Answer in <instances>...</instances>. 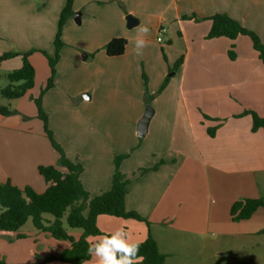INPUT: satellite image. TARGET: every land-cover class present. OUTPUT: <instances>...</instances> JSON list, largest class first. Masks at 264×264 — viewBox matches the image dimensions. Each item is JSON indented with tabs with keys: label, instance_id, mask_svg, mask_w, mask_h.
Instances as JSON below:
<instances>
[{
	"label": "crops",
	"instance_id": "crops-1",
	"mask_svg": "<svg viewBox=\"0 0 264 264\" xmlns=\"http://www.w3.org/2000/svg\"><path fill=\"white\" fill-rule=\"evenodd\" d=\"M65 2L0 0V55L33 48L28 59L35 71L34 86L13 98L18 99L15 106L28 114L37 110L24 97L28 93L35 97L50 74L41 50L53 56ZM72 10L61 31L64 46L55 66L54 85L41 99L48 126L66 156L82 165L80 179L89 198L110 189L114 157L127 154L119 164L130 178L125 208L148 221L99 215L97 227L103 235L114 225L131 227L129 242L144 240L149 231L158 248L156 226L167 240L176 234L200 233L217 212L215 187L225 178H253L264 172V133L252 130L250 115L236 116L245 110L264 115V61L247 35L206 38L209 17L227 13L264 43V0H73ZM77 12L79 23L73 20ZM127 14L137 19L130 31ZM144 26L152 34L163 26L168 43L150 44L139 32ZM114 37L126 39L125 50L109 56L105 45ZM141 37L145 46L137 55L135 40ZM180 58V65L175 66ZM21 63L20 56L11 57L0 61V69L7 74ZM147 106L153 113L147 131L139 136L138 121ZM15 123L21 126L1 125L13 132H0V180L41 193L47 185L38 165L63 167L47 142L42 121L35 122L34 133L28 129L34 121ZM214 127L210 135L207 129ZM140 168L148 170L139 173ZM37 231V239L52 237ZM22 234L19 229L3 233L0 241L21 240ZM55 246L51 254L69 247V242ZM34 252L29 245L16 258L35 262L31 259Z\"/></svg>",
	"mask_w": 264,
	"mask_h": 264
},
{
	"label": "trees",
	"instance_id": "trees-1",
	"mask_svg": "<svg viewBox=\"0 0 264 264\" xmlns=\"http://www.w3.org/2000/svg\"><path fill=\"white\" fill-rule=\"evenodd\" d=\"M72 1L66 0L60 12L57 31L53 40V56H49L41 50L47 57L50 74L39 95L34 98L37 117L42 121L45 136L57 152L58 163L63 167V170H60L54 164L38 165V173L47 185L41 193L34 191L29 186L20 188L8 179L0 182V232H15L27 219L31 218L37 230L45 231L55 239H63L69 242V247L64 248L57 254L47 256L45 261L59 260L67 264H81L91 257L87 251L89 245L86 241H89L88 238L102 234L96 223L99 215L131 218L144 221L147 224L148 221L136 211L125 208V195L130 178L121 172L119 164L127 154L114 157L115 169L112 174L110 189L89 198L80 179L82 165L66 156L63 148L55 139L53 131L48 126V115L42 108L41 99L44 92L54 85L55 66L63 45L61 31L64 23L73 14ZM209 18L211 19V26L206 38L225 36L234 39L238 35H247L251 39L253 48L258 52L260 59L264 61V43L256 32L224 12L215 13ZM125 45L126 39L124 37H114L107 42L105 50L109 56H118L124 52ZM30 53L31 51H10L0 55V61L15 56H20L22 60L19 68L6 74L9 83L0 89V94L3 97L7 99L21 97L34 86L35 71L28 59ZM228 54L233 58L232 48L229 49ZM181 61L182 58L177 60L175 66H179ZM144 82L146 84L145 77ZM165 83L166 81L163 86ZM0 113L9 114L10 110L5 106H0ZM243 115H250L253 131L261 129L264 133V115L261 116L253 110H245L236 116ZM204 117L207 118L206 115ZM214 130L215 127L207 129L210 135L214 134ZM147 170L148 168H140L139 173ZM260 207H264L262 197L241 198L232 203L230 216L232 220L247 219ZM44 214H50L53 218L48 219ZM64 223L70 228H80L82 230L81 236L77 239L74 238L67 232ZM18 237H21V235H18ZM137 255L143 257L142 264H164L167 257V254L159 250L156 240L149 231L146 238L139 244ZM0 264L34 263H25L19 260L7 262L0 259Z\"/></svg>",
	"mask_w": 264,
	"mask_h": 264
},
{
	"label": "rangeland",
	"instance_id": "rangeland-1",
	"mask_svg": "<svg viewBox=\"0 0 264 264\" xmlns=\"http://www.w3.org/2000/svg\"><path fill=\"white\" fill-rule=\"evenodd\" d=\"M130 30H133V28L128 29V31ZM142 34L148 38L150 44L157 43L163 45L168 43L165 32L152 34L151 30L148 29L147 33ZM157 37H160L161 41L158 42ZM70 47L72 46H69L68 49ZM32 49L28 51H32ZM87 62L88 60L84 61L86 64ZM8 83L6 72L0 69V89ZM42 87L39 88L35 97L39 95ZM35 97L31 98L29 93L24 97L26 98L24 100H31L30 107L34 112L36 111L34 103ZM17 100L7 99L0 94V105L10 110L9 114L0 113V132H13L12 129L1 128V125H8L9 123V126L13 124L15 125L14 127H20L21 124H18L19 122L17 124L15 123L17 120L25 123L34 121L32 124L30 123L28 129L33 133L36 132L35 122L36 124H41V121L37 117V112L32 115L28 114L25 110H20L15 106L18 102ZM16 129L15 132L18 133L19 128ZM47 142L49 141L47 140ZM236 178V180L233 178H225L221 185L215 187L213 190V203L217 205V212L216 210L214 211L211 222L203 226L200 233L176 234L174 238L167 240L162 237V231L159 227L156 226L153 228L155 236L159 239V250L167 254L164 264H264V207L258 208L247 219L232 220L229 213L232 203L237 199L244 197H262L264 199V172H257L253 178ZM3 181L6 180H0V182ZM240 195L244 196L241 197ZM44 216L48 219L53 218L50 214H44ZM64 226L67 232L74 238L77 239L81 236L82 230L80 228H70L66 223H64ZM121 227L128 232V239H130L133 229L128 226ZM117 228L120 227L114 225L109 231L114 232ZM19 232L23 233L22 237L24 238L21 240L13 238L9 241H0V259L7 262L17 260L18 251L23 247L27 248V246L31 245L35 251V255L33 253L31 259L35 262L25 263L50 264V261H45V258L54 252L56 248L55 244L64 243L68 245L67 240L55 239L53 237H48V240H45V237H38L37 239L36 233L38 231L35 229L31 218L27 219L19 228ZM2 234L0 232V236H3ZM38 234L43 236V233L39 232ZM78 234L80 235L75 237ZM8 236L11 237V234ZM102 236L103 234L92 240L95 241ZM42 244L45 246L41 247ZM44 255L47 256L43 257ZM82 264H97V261L93 256Z\"/></svg>",
	"mask_w": 264,
	"mask_h": 264
},
{
	"label": "clouds",
	"instance_id": "clouds-1",
	"mask_svg": "<svg viewBox=\"0 0 264 264\" xmlns=\"http://www.w3.org/2000/svg\"><path fill=\"white\" fill-rule=\"evenodd\" d=\"M139 32L147 33L148 28L141 27ZM144 46L142 37L135 40L137 55L141 54ZM82 98L85 102L89 99L86 93L82 94ZM86 242L89 245L88 254L96 258L97 264H142L143 257L137 255L141 241L129 242L128 232L123 227L106 233L95 241Z\"/></svg>",
	"mask_w": 264,
	"mask_h": 264
},
{
	"label": "water",
	"instance_id": "water-1",
	"mask_svg": "<svg viewBox=\"0 0 264 264\" xmlns=\"http://www.w3.org/2000/svg\"><path fill=\"white\" fill-rule=\"evenodd\" d=\"M77 15H78V12L74 14V20L79 23V18H77ZM126 20H127V27L129 28H131L137 23V19L131 14L126 15ZM152 113H153V109L150 106H147L145 108V112L143 113V115L138 121L137 133L139 136H142L147 131L148 123H149Z\"/></svg>",
	"mask_w": 264,
	"mask_h": 264
},
{
	"label": "built area",
	"instance_id": "built-area-1",
	"mask_svg": "<svg viewBox=\"0 0 264 264\" xmlns=\"http://www.w3.org/2000/svg\"><path fill=\"white\" fill-rule=\"evenodd\" d=\"M164 31H165V28L163 26H161L159 28L158 34L163 33ZM157 40L160 41L161 40L160 37H157Z\"/></svg>",
	"mask_w": 264,
	"mask_h": 264
}]
</instances>
